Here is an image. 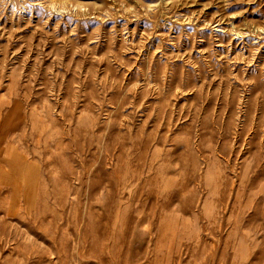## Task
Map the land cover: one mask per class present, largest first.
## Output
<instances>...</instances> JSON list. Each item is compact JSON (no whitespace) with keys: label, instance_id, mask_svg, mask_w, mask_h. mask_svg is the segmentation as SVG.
<instances>
[{"label":"rangeland","instance_id":"rangeland-1","mask_svg":"<svg viewBox=\"0 0 264 264\" xmlns=\"http://www.w3.org/2000/svg\"><path fill=\"white\" fill-rule=\"evenodd\" d=\"M0 264H264V0H0Z\"/></svg>","mask_w":264,"mask_h":264}]
</instances>
